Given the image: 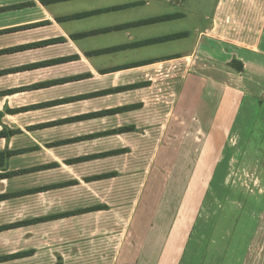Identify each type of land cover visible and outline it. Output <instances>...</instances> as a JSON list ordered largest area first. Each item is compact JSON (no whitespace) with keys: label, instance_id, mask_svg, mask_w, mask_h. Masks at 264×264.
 I'll return each instance as SVG.
<instances>
[{"label":"crops","instance_id":"obj_1","mask_svg":"<svg viewBox=\"0 0 264 264\" xmlns=\"http://www.w3.org/2000/svg\"><path fill=\"white\" fill-rule=\"evenodd\" d=\"M263 28L264 0H0V258L30 254L0 264H180L166 145L250 122Z\"/></svg>","mask_w":264,"mask_h":264},{"label":"rangeland","instance_id":"obj_2","mask_svg":"<svg viewBox=\"0 0 264 264\" xmlns=\"http://www.w3.org/2000/svg\"><path fill=\"white\" fill-rule=\"evenodd\" d=\"M247 116L250 122L229 136L211 130L217 144L166 145L157 225L171 245L174 228L185 221L191 241L180 264H264V104L255 103ZM148 244L142 255L151 257Z\"/></svg>","mask_w":264,"mask_h":264},{"label":"trees","instance_id":"obj_3","mask_svg":"<svg viewBox=\"0 0 264 264\" xmlns=\"http://www.w3.org/2000/svg\"><path fill=\"white\" fill-rule=\"evenodd\" d=\"M176 38V37H174ZM168 39H172V38H165L163 40H168ZM239 71H242V68L239 64V68H238ZM111 91L109 92H105V93H102L101 95H104V94H108L110 93ZM130 109H134V107H128V108H124V109H120V110H115V111H107V112H103V113H100L98 115H94V116H101V115H110L112 114L113 112H118V111H122V110H130ZM13 135V132L11 131H6L4 133H0V137H5V138H9ZM12 153H9L7 151H5L4 153L0 154V160H3L5 162H7V159L8 157L11 155ZM109 155H112V152L111 153H107V154H102L100 155L99 157H103V156H109ZM110 176H101V177H97L95 179H105V178H108ZM7 196H0V200L2 199H5ZM96 209H102V208H96ZM92 210V209H91ZM89 210H85V211H80V212H76V213H86L88 212ZM76 213H70V214H63V215H59V216H54V217H47V218H41V219H37V220H34L32 222H29V223H33V224H37V223H42V222H45V221H48V220H52V219H58V218H65V217H69V216H72ZM30 254H19V255H16V256H13V257H6V258H0V262L2 261H5V260H8V259H11V258H21V257H24V256H28Z\"/></svg>","mask_w":264,"mask_h":264}]
</instances>
